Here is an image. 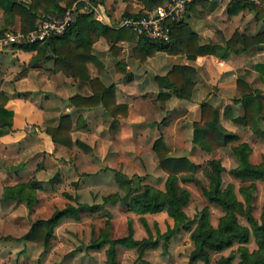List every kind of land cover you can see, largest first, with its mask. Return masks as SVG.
Wrapping results in <instances>:
<instances>
[{
  "label": "trees",
  "instance_id": "1",
  "mask_svg": "<svg viewBox=\"0 0 264 264\" xmlns=\"http://www.w3.org/2000/svg\"><path fill=\"white\" fill-rule=\"evenodd\" d=\"M59 0H0V7L3 9L2 23L0 24V36L12 30L15 16L21 19L20 29L27 31L36 24L38 15L45 13L62 14L64 9L70 7L73 0H64L65 6L58 4ZM144 8L138 13L142 14L155 5L163 3V0H141ZM195 0L185 2V9L191 8ZM84 2L77 1L80 6ZM254 9L256 17H263V8L254 0H231L227 6L230 14H235L242 9ZM129 15L128 13H126ZM137 15V14H135ZM166 23L170 27V38L168 41L150 40L138 35V42L133 47V53L141 60L156 50H163L168 54H185L189 59H195L198 55L213 54L225 57L229 51L239 52L254 42L253 37L244 34L232 35L223 43H199L196 32L189 29L183 15L167 17ZM99 30V31H98ZM102 34L109 42V49L115 56L120 52L117 42L123 39H130L136 34L130 27H110L96 20L90 12L77 13L75 20L60 35L48 37L42 41L30 43L14 42L15 46L25 50H36L32 57L31 65L37 64L40 60H47L52 55L64 63L74 77L87 80L92 88L90 95L74 94L69 100L76 106L92 107L101 105L105 113L111 118H120L128 113V105L115 100L114 83L104 84L98 76H91L86 63L92 61L98 68L103 65L98 58L91 53V44L97 35ZM243 41V42H242ZM240 42L242 44H240ZM116 66L123 68L121 60ZM255 69L264 78V62L255 64ZM196 68L190 65L174 63L164 75H155V80L160 89L167 90L159 92L160 98L168 96V89L180 98H190L191 89L194 85ZM129 78V77H126ZM236 87L241 93L240 98L235 99L242 103L244 112L242 115L233 117L235 123L248 126L258 137L264 138V129L260 125V119L264 118V94L259 89L253 88L241 77L237 78ZM6 96L0 92V135L12 130L13 110L5 106ZM79 117L77 118V121ZM79 124V121L77 122ZM72 120L68 114H62L56 126H46L44 131L50 136L55 144L71 147L73 139L71 135ZM238 135L229 132L221 124L217 108L210 102L201 103L200 118L192 123V142L206 149H216L226 146L228 142L237 140ZM76 144L85 151L90 147L81 140L76 139ZM152 149L158 160L160 168L167 174L164 189H156L147 184H141V176L115 170V178L122 188L123 193L109 196L112 200H126L128 209L137 213H143L151 207H164L168 216L172 218V224L168 225L163 232L153 237L151 229L144 216L140 215L148 236L142 238L134 237L133 226L128 224L127 233L119 237H110L101 233L98 238L90 242L91 248H100L107 244L105 249V264L117 263L116 245L133 247L139 256L149 247H156L159 238H169L184 229L189 231L193 248L189 255V262L197 259L209 262L210 254L221 252L237 243L238 264H264V214L258 220L252 213L251 200L256 190L253 183L245 187H239L243 200L237 197L232 182L225 183L223 173L226 170L219 158L207 160L208 169L206 174L209 178L208 185H204L196 176L200 164L191 160L186 155H173L170 153V146L162 136H158L152 143ZM251 146L246 142H238L231 145L237 164L230 168V171L244 178L264 179V165L262 162L254 163L250 160ZM185 181H192L201 188L203 196L208 202L219 206L224 213L218 218L216 226L209 220V207L204 205L197 217L190 218L184 210L189 201V190L179 183V175ZM184 174V175H183ZM251 195V197H250ZM80 205H66L56 208L48 217L36 218L31 221L28 230L19 238L42 244L45 248L50 245L54 227L66 216L78 217ZM246 218L248 225L239 221L238 216ZM250 228L254 233L256 248L249 250L245 243L250 239ZM233 256L220 255L214 264H231Z\"/></svg>",
  "mask_w": 264,
  "mask_h": 264
},
{
  "label": "crops",
  "instance_id": "2",
  "mask_svg": "<svg viewBox=\"0 0 264 264\" xmlns=\"http://www.w3.org/2000/svg\"><path fill=\"white\" fill-rule=\"evenodd\" d=\"M77 1L73 0L72 4L75 3L79 8L83 5L90 7L89 10L80 12H90L96 20L115 28L121 27L119 26V21L123 16H127L126 13L129 15H139L138 13L144 8L141 0H82L84 3L80 6L77 5ZM230 1L195 0L191 8H184L185 11L179 15H183L189 29L197 33L199 43H223L225 39L237 33L253 37L254 42L250 44L249 40L245 39V42L248 43L246 49L239 52L229 51L225 57L205 54L198 55L195 59H189L185 54H168L163 50H156L144 60H141L133 53V47L138 42L137 34H133L129 40L123 39L117 42V45L121 49L117 56L111 53L109 49L110 42L102 34L94 37L91 44V53L98 58L103 67L98 68L95 63L88 61L86 63L88 72L91 76H98L104 84L114 83L116 102L128 105L127 115L120 118L109 117L101 105L92 107L74 105L69 100V97L76 93L90 95L92 93L91 85L87 80L74 77L65 68L64 63L56 59L55 55H52L47 60H40L37 64L31 65L32 57L36 50L23 49V51L30 54L29 57H26L24 53L17 52L16 61L7 66L8 69L4 77H1L3 80L0 79V92L6 96L5 106L13 110L12 130L0 135V154L4 155V151L8 153V151L15 150L17 153L16 158H18L29 151L27 156L30 158L38 150H43L44 154L42 158L45 156V158L52 159L54 158L52 154L54 149L59 152L63 149L68 150L69 147L55 144L44 131L46 126H56L62 114H68L72 120L71 133L74 148H76L75 145L77 146L76 139L81 140L83 143L86 142L91 146L89 152H82L86 155L82 158L86 159L87 166L92 169L89 171L90 174L87 175L90 182L101 176L102 170H99L101 167L99 163L105 161V159L114 162L116 159L122 158V156L136 158V155L141 153L145 157L146 152H141V150L143 148L142 144L146 141H148L149 146L147 155L149 158L154 156V151L151 148L154 139L158 136H163L166 142L170 144L166 139V132L169 129L173 130V137H181L183 133L188 134L190 138L181 142V146L188 149L187 153L173 154L171 153V147V154L186 155L191 160L201 164L198 162L196 154L201 152L206 154L208 159L219 158L222 163V159L219 156L209 155V153H213L222 147L206 149L192 142V123L200 118L201 103L208 101L217 108L220 122L227 131L238 135L237 140L228 142L223 147H229L230 155L235 158L231 145L238 142H246L251 146L250 138L246 137L252 136V132L249 131L250 128L248 126L233 121L234 116L243 114L244 108L242 103L235 101V99L240 98L241 93L237 91L235 92L236 95L229 93L230 91L226 89L230 88L227 82L234 81V86H236L237 77H241L252 86L254 79L261 81L262 76L255 69V64L264 62V42H262L264 17L257 22L254 12L252 19L249 21H254V27L259 26L247 30L243 26L242 18L247 11L252 9L246 8L235 14H230L227 10ZM165 2L166 0H163L162 4ZM205 3L209 4V6L202 13V5ZM58 4L64 7L65 1L59 0ZM2 16L3 9L0 7V24ZM20 23L21 19L19 16H15L12 30L0 36V50H3L7 45L22 50V48L15 46L14 42L7 39V34L22 31ZM240 44L242 43L240 42ZM126 51L128 55L125 54ZM158 54L160 55L155 57ZM118 60L122 62L123 68L120 69L122 72H112L115 70L114 67ZM174 63L190 65L196 68L190 98H180L169 89L167 97H159V92L165 91L167 88L160 89L155 80V75H164ZM26 64L32 66V72L29 71L27 74L21 75L19 72L25 70ZM11 70L16 71L9 72ZM109 70L111 71L110 73ZM111 73L113 77H111ZM14 74L17 76L16 81L10 82L8 86L5 80L13 79ZM107 79L109 80L107 81ZM11 84L12 86H10ZM215 86L220 89L221 95L228 94L232 97V99L227 100H232V102L226 103L223 108L218 107V103L211 99L210 90L215 88ZM222 114L225 115L224 119L222 118ZM78 117L79 124L77 123ZM159 120L163 121V124L162 122L157 123ZM253 138L256 142L259 140L254 135ZM14 143H17V149H15ZM0 159L4 160L6 158L1 156ZM72 159L71 155L65 151L60 165L70 167L69 164ZM14 160H11V163ZM252 162L259 163L261 161ZM26 167H28L27 163L21 167V170ZM83 172V170H79L76 173L77 178L83 179L86 175ZM230 173L233 174L231 171ZM161 174L167 175L163 171H161ZM233 175L239 179L250 181V184H255L254 180H259ZM181 177L183 176L180 174L179 180ZM245 186L248 185H241L239 187ZM241 196L243 198L242 194ZM162 209L168 216L165 208ZM168 218L171 222L170 224H172V218L170 216ZM132 226L133 233L135 234L136 228L133 223Z\"/></svg>",
  "mask_w": 264,
  "mask_h": 264
},
{
  "label": "rangeland",
  "instance_id": "3",
  "mask_svg": "<svg viewBox=\"0 0 264 264\" xmlns=\"http://www.w3.org/2000/svg\"><path fill=\"white\" fill-rule=\"evenodd\" d=\"M254 2L263 8L264 17V0H254ZM208 6L209 4L207 3L202 5V13ZM184 11L185 9H182L178 15ZM254 12L255 10L252 9L243 15V26L247 30H251L254 27V21H249L252 19ZM255 19L259 22L261 18L256 17ZM262 40L264 42V35ZM17 52L26 54V57L30 55L28 52L23 51V49L21 50L11 45H7L3 50H0V79L4 77L8 69L7 66L16 61ZM125 54L128 55L127 51ZM114 68L115 70L112 72H122L119 67L115 66ZM14 71L16 70L9 72ZM29 71L32 72V66L26 64L25 70L19 73L23 75ZM111 77H113L112 73ZM16 78L17 76L14 74L13 79L5 80V82L9 86L10 82L16 81ZM233 82H227L230 88L226 89L232 95H236L235 92H238V90ZM252 86L264 94V78L261 81L254 79ZM210 91L211 99L218 103V107L223 108L226 103L232 102V100L227 101L230 98L232 99V97L228 94L221 95L220 89L217 86ZM222 118H225L224 114H222ZM259 121L261 127L264 129V118H261ZM161 122L163 124L161 120L157 123ZM249 131L252 132L251 129ZM253 135L256 138L258 137L253 132L252 136L246 137L250 138V142L252 143L250 159L264 163V138L258 137L259 140L256 142ZM166 136V139L170 143L168 144L170 149L172 147L171 153L182 154L188 152L186 147L181 146V142L190 139L188 134L182 133L181 137H173V130L169 129L166 132ZM147 142L142 144L143 148L141 150V152H146L145 157L141 153L138 154L140 156L136 155V158L122 156V158L116 159L114 162L105 159V161L99 163V166H101L99 170H102L101 176L95 178V180H91V182L87 175L90 174L89 171L92 169L87 166L86 159L82 158L86 156L82 152L87 153L91 150V146L86 142L84 144L90 147L89 151H85L78 145H75L76 148H74L72 145L68 150L63 149L60 152L54 149L52 152L54 158L52 159L45 158V156L42 158L44 154L43 150H38L30 158L27 156L29 151L18 158H16L17 153L15 150L8 151V153L4 151V155L0 154V157L6 158L4 160L0 159V170H2L0 172V264H105V249L107 244L100 248H91L89 246L90 242L98 238L101 233L107 234L110 237L122 236L127 233L128 224L130 223L131 225L133 223L136 228L134 234L136 238L148 236L143 223L140 221V215L145 217L153 237L157 236L159 232H163L171 223L162 209L164 207H152L143 213H137L128 209L126 200L107 198L123 193L115 178V170L122 171L128 176L137 174L142 177L141 184H147L160 190L164 189L166 176L161 174L163 170L158 164L155 152L151 158L147 155V150L149 149ZM13 145H15V149L18 148L17 143ZM222 148L209 153V155L219 156L222 159V163L226 167V171L223 173L225 183L232 182L235 185L237 196L240 200H243L241 193L238 192V187L246 184L251 185V182L239 179L230 173L229 168L236 164V160L230 155L229 147ZM65 151L73 158L69 164L70 167L60 165ZM196 154L198 162L201 163L196 171V176L204 185H208L209 178L206 174V170L208 169L207 155L201 152ZM13 159L15 160L11 163ZM78 161L80 162L78 163ZM89 162L91 161L89 160ZM25 163H27L28 167L21 170V167ZM79 170H83V173L86 174L83 179L77 178L76 173ZM179 182L190 192L189 201L184 206L187 215L190 218L197 217L201 208L207 205L209 207V220L212 225L216 226L218 218L224 211L216 204L207 201L198 184L192 181H185L182 177ZM254 182L256 190L253 197L250 195L252 198L250 204L252 213L260 220L264 214V179L254 180ZM71 204L81 206L79 216H66L62 218L54 227L53 236L48 247L45 248L40 243L18 238L29 228L32 220L48 217L56 208H62ZM238 218L241 223L248 225L244 216L239 215ZM250 231V239L245 243V246L251 251L256 248V242L251 228ZM193 246L189 231L182 229L167 239L160 237L158 245L145 249L141 256H139L137 250L133 247L116 245V264H214V261L220 255L228 254L233 256L231 264H238L237 243L221 252L211 253L208 263H205L202 259L193 261L192 263L189 262L188 259Z\"/></svg>",
  "mask_w": 264,
  "mask_h": 264
},
{
  "label": "built area",
  "instance_id": "4",
  "mask_svg": "<svg viewBox=\"0 0 264 264\" xmlns=\"http://www.w3.org/2000/svg\"><path fill=\"white\" fill-rule=\"evenodd\" d=\"M186 1L188 0H166L164 4L156 5L142 14L123 16L119 21V26L130 27L137 35H142L150 40L168 41L170 27L166 23V18L176 17L179 11L184 9ZM89 9L88 5L79 8L73 3L70 7L65 8L62 14H41L33 28L7 34V39L11 42L30 43L63 34L75 20L78 12Z\"/></svg>",
  "mask_w": 264,
  "mask_h": 264
}]
</instances>
